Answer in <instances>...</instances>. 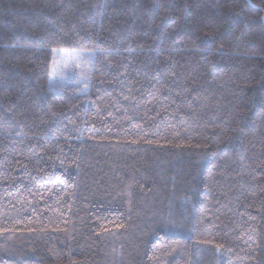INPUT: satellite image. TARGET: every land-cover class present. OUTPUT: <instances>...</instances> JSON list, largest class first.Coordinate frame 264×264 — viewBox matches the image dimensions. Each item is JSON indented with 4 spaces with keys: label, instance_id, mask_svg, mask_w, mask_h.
<instances>
[{
    "label": "trees",
    "instance_id": "obj_1",
    "mask_svg": "<svg viewBox=\"0 0 264 264\" xmlns=\"http://www.w3.org/2000/svg\"><path fill=\"white\" fill-rule=\"evenodd\" d=\"M4 228L0 264H264V0H0Z\"/></svg>",
    "mask_w": 264,
    "mask_h": 264
},
{
    "label": "rangeland",
    "instance_id": "obj_2",
    "mask_svg": "<svg viewBox=\"0 0 264 264\" xmlns=\"http://www.w3.org/2000/svg\"><path fill=\"white\" fill-rule=\"evenodd\" d=\"M95 52L93 38L84 41L77 49L53 50V60L48 73L50 90L59 91L61 88L68 87L75 93L85 92L87 89L84 84L89 85L90 79L85 81L83 77L84 75L90 77Z\"/></svg>",
    "mask_w": 264,
    "mask_h": 264
},
{
    "label": "snow or ice",
    "instance_id": "obj_3",
    "mask_svg": "<svg viewBox=\"0 0 264 264\" xmlns=\"http://www.w3.org/2000/svg\"><path fill=\"white\" fill-rule=\"evenodd\" d=\"M54 51H55V50H54ZM83 79H84L85 81H87L88 79H90V77H89V76H87V75H84ZM84 87H85V89H87V87H88V84H87V83H85V84H84ZM0 231H5V232H8V231H11V229H9V228H4V229H0ZM218 247H219V246H218Z\"/></svg>",
    "mask_w": 264,
    "mask_h": 264
}]
</instances>
